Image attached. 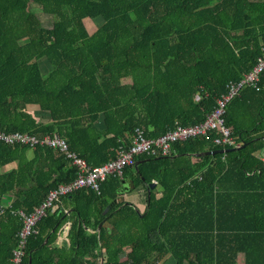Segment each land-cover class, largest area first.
Segmentation results:
<instances>
[{"label": "trees", "instance_id": "1", "mask_svg": "<svg viewBox=\"0 0 264 264\" xmlns=\"http://www.w3.org/2000/svg\"><path fill=\"white\" fill-rule=\"evenodd\" d=\"M32 3L56 18L52 27ZM89 20L102 22L90 32ZM260 56L264 0H0V131L57 134L99 167L137 129L156 139L205 121ZM225 122L244 148L200 155L233 149L210 133L174 144L169 156H137L138 170L109 177L99 192L61 197L23 264H238L240 253L244 264H264V74L230 101ZM76 176L58 150L0 143V264H12L18 212ZM126 180L144 191L143 211L114 203ZM68 222L69 243L59 245Z\"/></svg>", "mask_w": 264, "mask_h": 264}, {"label": "built area", "instance_id": "2", "mask_svg": "<svg viewBox=\"0 0 264 264\" xmlns=\"http://www.w3.org/2000/svg\"><path fill=\"white\" fill-rule=\"evenodd\" d=\"M263 74L264 56H260L253 69L245 74L240 81L228 84L227 93L217 100L216 108L207 115L205 121L192 126H177L156 139H147L144 136V132L137 129L128 148L120 150L115 159L95 168H91L84 159L71 151L68 143L57 134L36 136L27 133H5L0 131V143L30 148L39 146L50 147L60 151L77 171V176L73 181L51 190L46 200L39 207L34 208L32 212L29 214L23 211L18 212L23 225L19 234L18 246L12 252L11 263L23 264L26 257L28 239L38 233L37 224L61 197L68 196L82 189L99 192L100 185L109 177H122L124 169L135 164L137 156H169L172 153L174 144L206 137L210 133L216 135L214 144L217 146L224 148L239 147L240 144L233 137L231 129L226 125V108L243 88L252 87L257 89ZM260 158L264 162V150ZM3 207L0 206V214L4 211Z\"/></svg>", "mask_w": 264, "mask_h": 264}, {"label": "crops", "instance_id": "3", "mask_svg": "<svg viewBox=\"0 0 264 264\" xmlns=\"http://www.w3.org/2000/svg\"><path fill=\"white\" fill-rule=\"evenodd\" d=\"M34 111H36V108ZM38 113H39V111H37L35 114H38ZM41 121L47 122L48 119L41 120ZM98 128H103L102 124L98 125ZM14 167H15V165L7 167L4 169V171L11 170ZM122 177H119V178H122ZM119 202H124L126 204L134 205L135 207L138 208V210L143 211L145 209V206H146L145 193L142 190H134L133 181L132 180H126L125 183L123 184L122 190L119 192L118 199L116 201H114V203H119ZM70 227H71V223L68 222L67 225L63 228V232L59 235V238L57 240V243L59 245L69 243L67 236H68ZM237 262H238V264H244L245 263V255L243 253H240L238 255ZM163 264H174V261L170 257Z\"/></svg>", "mask_w": 264, "mask_h": 264}, {"label": "rangeland", "instance_id": "4", "mask_svg": "<svg viewBox=\"0 0 264 264\" xmlns=\"http://www.w3.org/2000/svg\"><path fill=\"white\" fill-rule=\"evenodd\" d=\"M30 8H31V10H33L37 14V16L40 18V20L42 21V23L45 27H47V28L52 27L53 22L56 21L55 17L44 14L41 11V9L33 3L30 5ZM101 22H102L101 20H96V21L89 20V21H87V27H88L89 31L93 32L101 24ZM40 65H41L43 73H47L50 70V65L45 60L41 61ZM31 110L33 113H36L38 111V108H36V111H34L35 108H31ZM39 115H40V113H39ZM31 153L32 152H30V154ZM8 204L9 203H5L4 205H8Z\"/></svg>", "mask_w": 264, "mask_h": 264}, {"label": "water", "instance_id": "5", "mask_svg": "<svg viewBox=\"0 0 264 264\" xmlns=\"http://www.w3.org/2000/svg\"><path fill=\"white\" fill-rule=\"evenodd\" d=\"M244 147H245V145H243V146H239V147H237V148H233V149H222V150L210 151V152H206V153H204V154H200V155H211V156H215V155H217V154H228V153H230V152H232V151H234V150H240V149H242V148H244ZM141 163H142V161H137V162L135 163V169H136V170H138V166H139ZM155 187H156V183L151 184L150 189L148 190V199H150L151 190L154 189ZM108 211H109V208H107V209L104 211V214H106ZM102 226H103V222L99 225L98 230H97L98 232L101 230ZM30 264H31V261H30Z\"/></svg>", "mask_w": 264, "mask_h": 264}]
</instances>
